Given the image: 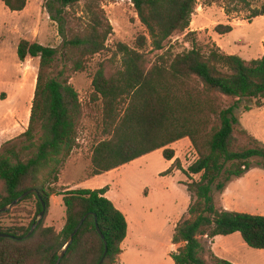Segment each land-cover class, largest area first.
<instances>
[{
  "label": "trees",
  "instance_id": "trees-1",
  "mask_svg": "<svg viewBox=\"0 0 264 264\" xmlns=\"http://www.w3.org/2000/svg\"><path fill=\"white\" fill-rule=\"evenodd\" d=\"M0 1L11 11H21L27 3ZM83 1V13L76 16L68 8L79 0H45L62 38V61L71 72L85 71L89 60L107 49L113 30L102 0ZM123 1L132 5L144 33L136 36L133 46L116 45L120 65L112 74H106L101 63L97 66L91 77L88 111L69 75L54 70L57 48L27 39L17 44L20 61L30 57L39 58V62L28 124L17 137L22 141L16 144L12 139L0 148V208L29 189L37 193L0 212V233L8 235L0 237V264H54L84 215L58 264H98L104 241L107 252L101 264H119L128 225L125 215L105 196L108 186L60 192L54 188L86 117L96 119L98 130L90 156L92 176L157 149L171 160L174 150L168 146L189 139L195 160L186 169L174 161L189 179L184 185L191 195L188 217L176 223L171 238L178 245L170 253L175 264H231L205 244L217 235L239 232L249 247L264 249V215L218 208L213 197V191L223 192L231 180L253 165L264 170V143L237 128L235 105L225 106L223 101L229 97L264 106V52L259 59L247 61L217 50L204 53L193 46L173 57L163 53L149 62L147 48L162 49L165 40L186 30L197 0ZM259 14H264V9L253 15ZM72 21L79 27L67 26ZM215 30L225 33L231 27L217 25ZM239 136L246 142L241 144ZM52 195L62 196L64 223L60 230L45 225ZM28 200H33L34 207L27 224L2 223V217ZM42 202L44 217L23 238L38 219Z\"/></svg>",
  "mask_w": 264,
  "mask_h": 264
},
{
  "label": "rangeland",
  "instance_id": "rangeland-1",
  "mask_svg": "<svg viewBox=\"0 0 264 264\" xmlns=\"http://www.w3.org/2000/svg\"><path fill=\"white\" fill-rule=\"evenodd\" d=\"M83 4L84 1L79 0L68 9L80 16ZM101 5L113 29L106 41L107 49L94 55L85 71L71 72L62 61V38L57 23L49 17L45 0H28L22 12L11 11L0 1V112L8 110L9 119H12L10 129L13 131L9 137L14 143L22 141L17 137L28 124L25 114L28 112L29 117L39 62V58L27 57L24 61L17 58L16 47L20 39L57 48L54 70L56 73L64 70V74L69 75V82L88 111L91 77L97 66L101 63L105 73L112 74L120 65L121 56L116 45L125 43L133 46L136 36L144 33V27L129 2L102 0ZM263 9L264 0L211 3L197 0L188 28L165 40L162 49L148 47L147 58L152 62L163 53L173 57L196 46L204 53L217 50L247 61L259 59L264 52V14H253ZM69 25L79 27L74 21ZM217 25L230 26L231 30L220 33L215 30ZM223 101L225 106L235 105L233 113L237 128L246 130L248 135L264 143V106L257 107L252 101H237L229 97H224ZM97 135L96 119L86 117L82 120L76 146L60 168L55 190L108 186V197L124 208L129 221L142 222V226H138V234L142 237L135 236L131 226L121 256L123 264H175L167 246V239L172 236L170 223L176 216L179 220L188 217L191 195L184 185L189 179L177 169V162L174 161L177 159L181 168L186 169L195 160L196 153L189 139L182 138L168 146L174 150V160L171 162L163 156L162 149H157L107 175L93 177L90 156ZM239 142L243 144L246 141L239 136ZM192 178L199 179V175H192ZM213 197L218 208L264 215V170L253 165L244 175L231 180L223 192L213 191ZM33 207V200L25 201L2 217L1 221L5 225L27 224L33 216ZM50 209L53 223H64L63 204H52ZM219 239L216 240L217 253H220L218 247L226 246L229 250L226 256L233 259L235 264H264V249L249 247L239 232L232 236L221 235ZM132 241L138 244L139 249L132 246ZM209 243L210 240L205 241L207 248L210 247Z\"/></svg>",
  "mask_w": 264,
  "mask_h": 264
},
{
  "label": "crops",
  "instance_id": "crops-1",
  "mask_svg": "<svg viewBox=\"0 0 264 264\" xmlns=\"http://www.w3.org/2000/svg\"><path fill=\"white\" fill-rule=\"evenodd\" d=\"M27 3H28V0H27ZM26 7V6H25ZM25 7H24V9L23 10H21L20 12H22V11H24L25 10ZM32 94V93H31ZM28 112H27V114H25V119L26 120H28ZM12 125V119L10 120L9 119V114H8V110H5L3 113H1L0 112V148H1V146H2V144L3 143H5L6 141H8V140H10V137H9V135L10 134H12L11 132H13L11 129H10V126ZM15 132V131H14ZM174 160V158L173 159H171V160H169L170 162L171 161H173ZM115 169H113V170H110V171H108V172H106V173H103V174H100V175H107V174H109L110 172H112V171H114ZM100 175H95V176H93V177H97V176H100ZM60 182H61V180H60ZM60 184H62V183H60ZM64 186H66L65 184H64ZM72 189H77V188H75V187H71ZM70 188V189H71ZM98 188H101V187H98ZM90 189H94L93 187L92 188H90ZM65 190H69V188H64V189H62L61 191H65ZM109 191V190H108ZM108 191L105 193V196L107 197V198H109L108 197ZM110 199V198H109ZM113 203H114V205L125 215V217H126V220H127V225H128V228H127V236H126V238L123 240V242H122V244H121V248H122V252H121V254L119 255V257H118V262H119V264H123V262L121 261V256L123 255V253H124V251H125V249H124V244H125V242L128 240V238H129V236H130V231H131V226H132V232L134 233V235L135 236H140V237H142L141 236V234H138L139 233V231H140V229L138 228V226L140 225V226H142V222H139L138 223V221H132V222H130L129 221V218H128V215L126 214V212H125V210H124V208L120 205V204H118L117 202H115V201H113L112 199H110ZM59 203H62V196L61 195H52L51 196V199H50V206H49V210H48V214H47V216H46V218H45V225H48V226H54L55 228H56V230H60L61 228H62V226H63V223L62 224H60V225H55L54 223H53V221H52V219L50 218V215H51V209H50V207H51V205L53 204V205H55V204H59ZM178 220H179V217L177 218V216L174 218V220L172 221V223H170L171 224V229H172V235H173V232H174V228H175V226H176V223L178 222ZM132 224V225H131ZM234 234V233H233ZM233 234H229L228 236H232ZM220 236L221 235H217V236H215L213 239H211L210 240V243H209V245H210V249H211V251L216 255V256H218V257H220V258H226L227 260H229L230 262H231V264H235L236 262L233 260V259H231V258H229L228 256H226L228 253H229V250L226 248V246H223L222 248L221 247H218L219 249H220V253H217V251H216V240H220L219 238H220ZM171 238H172V236H170V237H168V248H169V253L170 252H172V251H175L176 250V248L178 247V245L177 244H173L172 242H171ZM132 246H134L135 248H137V249H139V246H138V244L136 243V242H134V241H132ZM222 251V252H221Z\"/></svg>",
  "mask_w": 264,
  "mask_h": 264
},
{
  "label": "water",
  "instance_id": "water-1",
  "mask_svg": "<svg viewBox=\"0 0 264 264\" xmlns=\"http://www.w3.org/2000/svg\"><path fill=\"white\" fill-rule=\"evenodd\" d=\"M30 193H37V191L35 189H29L25 192H23L20 196H18L17 198H15L14 200H12L8 205L0 208V212L3 211H7L9 210L12 206L16 205L17 203H19L25 196H27ZM42 207L43 209L40 211V213L38 214V219L36 220L35 223H33V225L31 226L30 230L28 231V233L23 237V238H27L33 231L34 229L37 227V225L40 223L41 219L44 217V213H45V204L42 202ZM87 215H84L80 221L78 222V224L76 225L75 229L72 231V233L69 235V237L67 238V241L65 243V246L63 247L62 251L58 254L57 260L54 264H58L61 260V258L63 257L65 250L67 248V246L72 242L73 236L75 235V233L78 231L79 227L81 226V224L83 223L85 217ZM97 230L99 231L98 227ZM4 236H8L7 234H3L0 233V237H4ZM101 237L103 238V236L101 235ZM22 237H17V239H21ZM104 253L102 258L100 259V261L98 262V264H101L103 261V258L107 252V247H106V242L104 241Z\"/></svg>",
  "mask_w": 264,
  "mask_h": 264
}]
</instances>
